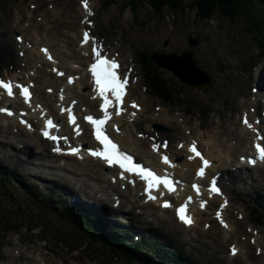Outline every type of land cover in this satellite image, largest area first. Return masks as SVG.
Segmentation results:
<instances>
[{"label": "rangeland", "instance_id": "374dc122", "mask_svg": "<svg viewBox=\"0 0 264 264\" xmlns=\"http://www.w3.org/2000/svg\"><path fill=\"white\" fill-rule=\"evenodd\" d=\"M127 0H117L115 5L111 6L108 10L110 19L113 23L118 24V30L125 33L127 38L128 47L132 48V45H137L140 48L147 50L150 54L161 53L166 55H181L183 52L188 50V36L192 35L194 38L199 39V49L196 52L195 60L196 63L203 68L207 69V66L212 68L213 66L226 64L230 66L232 71L241 69L240 59H255V53H258V42L255 39V35L245 30L243 19H238L236 22H231L228 19L214 16L211 20L199 22L196 17L195 11L187 10L185 13L173 14L169 9H165L164 13L159 16L156 6H151V0H142L139 4L138 16H140L139 22L134 25L133 23V12L130 8L124 10V5ZM190 1V0H188ZM96 10L98 11V17L101 18L102 23L106 22L104 14L100 9V3L95 0ZM147 2H150L148 5ZM44 5L46 3L52 4L54 7L52 12H46L51 15V21H55L56 27L60 24L59 31L63 29L64 22H61L63 17L64 21L67 17L72 18V21L76 22V19L80 13L78 11L77 0H43ZM134 4H138L135 2ZM138 6V5H137ZM112 11V13H110ZM67 13V15H65ZM72 14V16L68 14ZM146 23V24H144ZM65 24H67L65 22ZM8 29V25H4ZM66 26L65 28H68ZM105 27V25L103 26ZM260 33L264 34V26ZM111 32L115 31L114 27H110ZM254 29V28H252ZM121 35V34H120ZM259 36V35H258ZM111 41L119 38H110ZM264 41V40H262ZM261 44V43H260ZM205 56H207L205 58ZM257 59V58H256ZM254 61V60H253ZM252 61V62H253ZM232 64H236L235 67ZM165 77L176 81L183 92V105L178 107L182 109L184 113L181 116L185 117L186 120H193V125H189L192 130L195 126L201 125L202 128H211L212 122L215 121V126L222 125L221 131L225 128H232L237 126V122H229L226 120L227 117L233 112H239L250 100V93L248 96H244L245 104L240 98L234 96V92H241L242 89L238 85H243L246 82V75L244 68L238 75H233L231 78L225 81L222 85L223 90L219 91L217 87L209 88L207 86L191 87L180 82L173 73L161 70ZM250 81V80H249ZM202 87V88H201ZM221 88V89H222ZM247 89V88H246ZM249 91V90H248ZM144 98L143 96H141ZM229 99V100H227ZM229 102V104L227 103ZM227 104V108L223 107ZM207 108V113H206ZM199 109V111H198ZM192 113V115H189ZM220 113V115H218ZM193 116V117H192ZM208 116H214L213 119L208 120ZM222 116V117H221ZM220 118L222 119L220 121ZM196 124V125H195ZM175 139L178 134L172 133ZM207 133L204 138H209ZM180 137V136H178ZM182 138H186L185 131L182 130ZM10 189V188H9ZM6 189V192L9 190ZM11 208L12 212L18 215L16 207L20 205L17 199L11 194ZM5 212H10L7 209ZM31 213V211H29ZM38 210L33 213V216L29 219V226H34L39 223L40 219L36 216ZM13 217L10 214L7 218ZM22 217L25 218L24 215ZM20 232H9L0 230V236L5 240H10L13 244L18 245V241H22L20 253L13 256L8 252L9 242H6L4 252L1 255V259L5 258V261L0 260V264H24L28 257L34 259V264L39 262L38 252L45 249L46 247L41 243L30 245L31 229H28L24 222L20 224ZM40 230L36 229L33 233H38ZM198 243V250L201 252H208L205 244ZM50 260L53 262V256H50ZM27 264H32L26 262ZM56 264L55 262H53ZM85 264H102L96 262H89ZM109 264V263H106Z\"/></svg>", "mask_w": 264, "mask_h": 264}, {"label": "snow or ice", "instance_id": "6c2138e0", "mask_svg": "<svg viewBox=\"0 0 264 264\" xmlns=\"http://www.w3.org/2000/svg\"><path fill=\"white\" fill-rule=\"evenodd\" d=\"M83 7L85 9V12L88 16L93 15L92 11L89 8L88 0H82ZM82 23H88L91 25V22L85 19L82 21ZM18 40L22 39L20 37H17ZM90 34L89 31H84L83 33V39H82V45L89 42ZM92 40V52H93V58L94 62L90 65L89 71L91 72V75L93 77V82L95 85V90L97 92V95L102 99L103 103L100 105V110L103 113L101 117H93L92 115H87L84 117V119L93 126V135L96 139V141L101 146L97 149H89L88 152L91 156L99 158L104 160L109 166H118L121 169L120 178L125 179L124 173L127 172L129 174H133L136 176H139L142 180L145 181L146 187L145 192L148 194V199L150 200H157L158 197L152 195V190L155 189L159 191V187L163 185V187L168 190L169 192L175 191V185L180 184V181H173L169 174L166 172L163 176H160L156 174L153 170L148 169L138 163L134 162V159L131 155L125 153L120 149V146L114 142L110 135L107 132V122L111 120L113 113L109 111V108H115V115H121L122 111H124L123 105H124V97L127 95V88L129 85V73L124 72L120 73V64L118 63L117 59L115 57L108 58L107 54L105 53L102 55L101 53L104 51L103 43L97 41L95 37H91ZM42 51L45 52V54H48L47 49H42ZM48 59L52 60V56L48 55ZM53 71H57L58 75L63 76L64 73L58 72V70L53 69ZM131 71V70H129ZM74 78L69 77L68 83H73ZM19 90V95L24 98L26 103H31V92H30V86L22 85L13 81H5L3 78H0V89L4 90L6 92L8 97H14L16 93H14L13 89ZM52 90L49 89V92ZM2 94V93H0ZM109 94H111V98L109 97ZM63 90H61L60 93V99L63 100ZM39 107V106H37ZM131 107L133 108H139V105L135 103V101L132 102ZM0 112H4L5 114L11 116L14 115V113L6 108H0ZM61 112H67V119L70 124L76 125L74 128V131L77 135L81 134L79 125L76 124V116L73 113L72 108H61ZM135 115V113H133ZM22 123L27 124V121H21ZM243 123L246 127L249 129H252L253 131L257 132V137H260L258 130L253 128V125L249 123L247 117L245 116ZM31 127V125H28ZM116 127V131H119L120 129L118 126ZM52 129H55L57 132L59 131V125L55 124L52 119H46L45 120V128L42 132L43 136L47 139H50L56 143V147L54 148V151H61L59 147V142L61 139H63L65 142H67V137H61L56 134H52ZM153 151L159 152L160 148L163 147L164 149H167L168 143L165 141L162 145L153 144ZM180 147H184V145H180ZM258 157L260 160H264V147H261L259 144L256 145ZM80 151L79 148L72 147L70 148L71 154H78ZM188 151L192 153L193 155L189 156V159H194L196 157H199V159L202 161V166L197 170V176L203 177L205 174V170L207 167L210 166V161L207 160L201 153V151L198 150L197 142L193 141L192 144L188 147ZM161 160L164 164L170 165V160L167 155H162ZM250 163H256V160L253 159L250 161ZM133 182L134 181H130ZM193 189L196 191L197 195L200 193L199 186L196 184L192 185ZM210 192L220 194V189L216 185V180L213 178L211 182V186L209 189ZM163 196V193H161V197ZM192 197H188L187 200L184 202L183 205L178 207L176 209L177 217L178 219L184 223L187 226H191L194 221L192 216L189 214L188 208L189 205L192 203ZM227 204V201H225V205ZM206 205V202L201 201L200 207L204 208ZM164 208L171 207L169 201H164L161 205ZM223 206L221 207L222 211ZM220 211L217 212V217L220 219V222L222 226L227 228V224L223 221ZM231 252L233 255L236 254L237 249L235 246L232 247Z\"/></svg>", "mask_w": 264, "mask_h": 264}, {"label": "trees", "instance_id": "16d2710c", "mask_svg": "<svg viewBox=\"0 0 264 264\" xmlns=\"http://www.w3.org/2000/svg\"><path fill=\"white\" fill-rule=\"evenodd\" d=\"M141 1L128 0L125 6H130L136 10L137 5L134 3L138 2L140 4ZM147 4L149 5L150 2H147ZM150 5L156 6L159 15L167 8L175 13H185L188 9L195 11L196 18L200 22L211 20L214 16L228 19L231 22H236L241 18L247 32L251 34L258 33L260 34L258 38L264 40V34L260 33L263 29L261 26H264V0H151ZM148 80L150 81L149 78ZM152 80L155 82L153 84L150 81L153 87L164 99H168L169 102L181 100L183 92L176 88L167 87L166 82L164 84L158 82L157 77Z\"/></svg>", "mask_w": 264, "mask_h": 264}, {"label": "bare ground", "instance_id": "6f19581e", "mask_svg": "<svg viewBox=\"0 0 264 264\" xmlns=\"http://www.w3.org/2000/svg\"><path fill=\"white\" fill-rule=\"evenodd\" d=\"M80 37H81V35L77 36V38H80ZM79 42H80V40L78 41V44H76L77 50H79L80 52H83L84 55H87L88 52H89V49L91 47V44L89 43L85 47H80L79 46ZM10 44L14 45V42L13 41H10ZM123 49H125L124 46H121V45L115 46L114 45V48H113V51L112 52L113 53L118 52V54H120V57L119 58H121V61L122 60L123 61L124 60L126 61V60H129L130 58H134L132 56L131 57L128 56V59H126L125 58V54L122 52ZM29 55L31 56V57H28L29 61H33L34 60L33 59V53L30 50H29ZM36 59L39 60L40 61L39 63H41V65L44 66V67H46V68H49L51 66V64L45 63L43 60H41L42 59V54H38V56H36ZM83 61H84V59H83ZM10 62H11V64L13 66L16 65L15 64L16 61L11 60ZM72 64H74L73 61H72ZM72 68H73V66H70L69 67V70L72 71L73 70ZM17 69H18L17 66H14V69H12V70L10 69L9 66H5V67H1L0 66V70H6L7 72H9V71L13 72V70H17ZM52 69H53V65H52ZM28 70H29V73H30V71L33 70V68H29ZM44 76L46 77V79L50 78V80L52 82H54L53 87H55L56 88L55 89L56 92H58V90L60 89V86H62V83L60 81L56 80V78L53 77L52 74L47 73V71H44ZM13 77H16V76H13ZM31 78L32 79H38V71L37 72H34L31 75ZM261 82H262V84L260 85V87L262 89V92L264 93V81H263V79L261 80ZM132 87H134V85H131V90H132ZM35 89H36V100H44V95H43V92L41 91V87L38 85ZM63 91L65 92V93H63V96L64 97L68 96V98H70V96L73 94V89L71 87H67V90L64 87L63 88ZM83 91L85 92L84 89H83ZM60 93H61V91H59V93H57V96H58L57 99H60ZM46 96L49 97L48 95H46ZM130 96H131V93H128L127 99H129ZM53 97L56 98V95L53 96ZM92 105H94V104H92ZM118 121L120 122L121 127L123 129V133L120 135V138L122 139V141L124 142V145L127 148H132L134 145H136V142L133 141V131H134L135 124L134 123H132V124L128 123L127 119H124V118L119 119ZM142 121L143 120H140V122H142ZM143 124H144L145 130H148V126H147L148 123L147 122H143ZM144 128H142V130L147 135L149 133V131H151V130H149L147 132V131L144 130ZM82 140L83 139H81V141ZM214 143H215V141L213 140V138L210 139V140H207L206 145L204 144V146H202V148H203V151H205L206 155H208L212 160H216L218 162V166H221V150L220 149H217ZM142 144L144 146H146L148 143L143 142ZM188 147L189 146H186L185 145L183 147L184 150L182 152H181V149H179V148H176L175 149V152H173L174 153L173 154L174 155V158L177 160L178 163L181 164V170L180 171L183 174H188L193 167L196 168L195 166H197V165L199 166L200 165V162L197 161V160L194 163H190V161H187V159H185V160L183 159V157L187 158L190 155V153L188 151ZM158 157L159 156L153 155V154H149V156H148V158L150 160L154 161L155 163L158 162ZM65 166H67V165H65ZM216 168H217L216 166H212L211 169L209 170V173L215 171ZM106 184H107V186H111L110 183H106ZM102 244L103 245H107L106 243H102ZM109 246L115 247V245L112 244V243H109ZM37 263H39V264H45L42 259H40L39 262L37 261Z\"/></svg>", "mask_w": 264, "mask_h": 264}, {"label": "water", "instance_id": "95a60500", "mask_svg": "<svg viewBox=\"0 0 264 264\" xmlns=\"http://www.w3.org/2000/svg\"><path fill=\"white\" fill-rule=\"evenodd\" d=\"M174 69V68H173ZM175 70V73L178 75V76H182V77H184L185 79H188V78H186V76H184V75H182L177 69H174Z\"/></svg>", "mask_w": 264, "mask_h": 264}]
</instances>
